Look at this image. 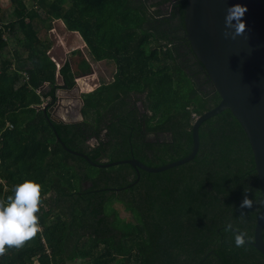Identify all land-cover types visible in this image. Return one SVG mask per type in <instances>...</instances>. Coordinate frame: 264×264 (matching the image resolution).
<instances>
[{"label":"trees","instance_id":"1","mask_svg":"<svg viewBox=\"0 0 264 264\" xmlns=\"http://www.w3.org/2000/svg\"><path fill=\"white\" fill-rule=\"evenodd\" d=\"M9 1L0 6V200L25 179L41 184L45 199L41 233L0 264H264L249 244L263 206L254 156L230 110L202 123L198 154L187 164L139 170L140 178L129 164L93 165L105 156L161 168L191 154L195 117L221 98L187 39V1L170 10L173 0ZM55 19L80 34L93 60L116 64L113 84L85 96L84 114L94 107V123H52L36 108L55 101L57 68L48 54ZM84 70L91 71L86 61ZM75 74L70 63L61 68L65 88ZM133 95L148 110L143 122L129 107ZM107 105L111 141L90 151ZM152 134L164 137L155 142ZM245 195L254 203L241 218ZM237 228L246 233L244 247L235 246Z\"/></svg>","mask_w":264,"mask_h":264},{"label":"water","instance_id":"2","mask_svg":"<svg viewBox=\"0 0 264 264\" xmlns=\"http://www.w3.org/2000/svg\"><path fill=\"white\" fill-rule=\"evenodd\" d=\"M186 36L193 54L212 81L220 95L221 101L214 109L199 116L193 123V150L191 154L179 161L161 168L148 167L136 159L117 161L96 165L100 168H111L129 164L147 173H161L193 161L200 148L199 128L206 120L230 110L246 133L254 156L261 194L264 200V11L261 0H185ZM234 4L247 7L243 17L246 33L235 40L225 39L226 9ZM72 97V102L83 121V99L80 89L58 90L53 107L44 109L53 123H67L58 115L63 108V96ZM78 123V120H74ZM69 125H72L69 122ZM57 141L60 138L57 136ZM67 150V147L62 144ZM71 153L79 154L68 150ZM92 164L88 156L82 155ZM264 204L258 217L254 240L250 242L264 256Z\"/></svg>","mask_w":264,"mask_h":264},{"label":"crops","instance_id":"3","mask_svg":"<svg viewBox=\"0 0 264 264\" xmlns=\"http://www.w3.org/2000/svg\"><path fill=\"white\" fill-rule=\"evenodd\" d=\"M49 36L53 43V46L51 50L49 51V54L52 55L51 59L53 60V62L56 63V68H57L56 92L62 89H69V88L64 87V82L60 76V70L66 63H70L73 68V72L76 73L74 76V86L75 85L79 86L80 97L84 101V105L82 107L83 121H81V117L76 108V105L72 102V97H69L67 95L65 96L62 95L64 99L63 108L60 109L58 115L61 119L66 120L67 123L62 122L60 124L69 125V122H70L72 124L71 126L73 125L76 126L79 124H83L86 121L94 123V118L96 117L94 115V107L91 109L92 111L91 117H90V114H88L87 116L84 114V109L86 105L85 96L86 95L91 96L93 95L94 92H96L101 87H104V86L107 87L113 84L114 77L117 74L116 64L113 61H109V60H104V61L93 60L92 57L90 56L87 45L83 41L80 34L77 32H69L66 29L65 24L59 19L54 20L53 28L49 32ZM57 51H59L60 53H56ZM84 61H86V63H88V65L90 66L91 68L90 72H86L84 70ZM112 69L113 71L111 72ZM100 71H104V75L105 73L110 72V78H113V80L107 83L104 76L100 77L101 76ZM47 86L48 85H46L45 87ZM56 92H55V95H56ZM118 103L119 102H117V104ZM53 104H54V101H51V98L42 99V104L39 106H36V108L46 115V113L44 112L45 111L44 109L48 110L49 108L53 107ZM129 104H130L129 105L130 108L131 107L135 108V106L138 104L139 111L141 110L140 112H143L144 114L148 113V110L144 105L145 104L144 101L137 99L136 96L134 95L132 96ZM99 113L103 114L105 118L104 120L105 126L107 127V123H108V126L111 125L110 118H112V116L110 115L111 113H109V105L105 106V108L104 107L101 108V111H99ZM46 116L50 118L51 114L47 113ZM74 120H78L79 122L74 123L73 122ZM97 141L99 140L97 139ZM97 141L94 139V141H91V144L95 145ZM132 159H135V158H132ZM132 159H129V160H132Z\"/></svg>","mask_w":264,"mask_h":264},{"label":"clouds","instance_id":"4","mask_svg":"<svg viewBox=\"0 0 264 264\" xmlns=\"http://www.w3.org/2000/svg\"><path fill=\"white\" fill-rule=\"evenodd\" d=\"M247 11V7L241 4H234L226 9V31L223 33L225 39L235 40L246 33L243 17ZM12 191L13 195L0 200V257L7 255L9 249H22L42 231L38 214L45 199L42 195L43 186L34 180L25 179L15 185ZM253 203V199L244 196L240 204L241 218L245 215L243 209H252ZM259 203L264 204V200ZM227 228L233 230L231 222ZM234 231L235 246L244 247L246 233L238 228Z\"/></svg>","mask_w":264,"mask_h":264},{"label":"flooded vegetation","instance_id":"5","mask_svg":"<svg viewBox=\"0 0 264 264\" xmlns=\"http://www.w3.org/2000/svg\"><path fill=\"white\" fill-rule=\"evenodd\" d=\"M176 1L177 0H173L172 1V4L170 5V7H169V9L168 10H170L171 9V7H172V5L173 4H175L176 3ZM135 108L139 111V106H138V104L135 106ZM135 108H132L133 110H135ZM141 111V110H140ZM139 111V112H140ZM142 113V114H141ZM147 113V112H146ZM146 114H144L143 112H140V115H139V118H140V120L143 122V121H145L144 119H143V117L145 116ZM79 125H81V124H79ZM76 126H78V125H76ZM168 136H169V134H168ZM161 138V137H164L163 135H153L152 134V136H151V140H154L155 142L158 140V138ZM111 137H110V134H109V126H108V123H107V127L105 126V124H103L102 125V131H101V133H100V136H99V138H98V140L99 141H97V139H96V137L95 136H92V137H90L88 140H87V145L90 147V151H91V149H99V148H103V147H107V145L110 143V141H111V139H110ZM94 139L97 141L96 142V144L95 145H93V144H91V141H94ZM153 141V142H154ZM150 142V141H149ZM89 151V152H90ZM98 162H100V163H102L101 165H103V164H108V162H109V159L107 158V157H105V156H102V158H99V161ZM86 185V184H85ZM88 186V185H87ZM86 186V187H87Z\"/></svg>","mask_w":264,"mask_h":264},{"label":"rangeland","instance_id":"6","mask_svg":"<svg viewBox=\"0 0 264 264\" xmlns=\"http://www.w3.org/2000/svg\"><path fill=\"white\" fill-rule=\"evenodd\" d=\"M29 5H31V0H25ZM0 6L2 7V8H7V7H9L10 6V1L9 0H0ZM59 33H60V31H59ZM5 53H6V51H5ZM56 53H60L59 51H57ZM49 54V53H48ZM5 55V54H4ZM49 56L50 57H52V55H50L49 54ZM57 59V58H56ZM53 61V60H52ZM55 63V62H54ZM56 64V63H55ZM113 71V69L111 70V72ZM115 72V71H114ZM100 77H102V76H104L105 77V79H106V82L107 83H109V82H111L112 80H113V78H110V72L109 73H105V75H104V71H100ZM107 77H108V79H107ZM47 85V84H46ZM45 85V86H46ZM44 86V87H45ZM114 167H116V166H114ZM90 173L91 174H93V172L92 171H90ZM115 207V206H114ZM115 209H116V207H115ZM117 209H118V211H119V217L122 219V220H124L125 221V223H128V222H130V220H131V213H128V212H126V211H124L120 206H118L117 207ZM78 264H81V262H79Z\"/></svg>","mask_w":264,"mask_h":264},{"label":"built area","instance_id":"7","mask_svg":"<svg viewBox=\"0 0 264 264\" xmlns=\"http://www.w3.org/2000/svg\"><path fill=\"white\" fill-rule=\"evenodd\" d=\"M197 119V117H195V120Z\"/></svg>","mask_w":264,"mask_h":264}]
</instances>
